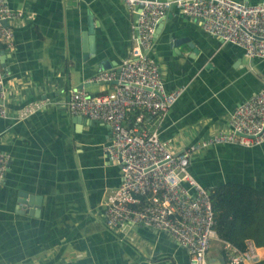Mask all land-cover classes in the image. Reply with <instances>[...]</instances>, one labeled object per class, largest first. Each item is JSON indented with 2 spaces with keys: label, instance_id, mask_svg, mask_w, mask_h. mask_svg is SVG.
<instances>
[{
  "label": "crops",
  "instance_id": "obj_1",
  "mask_svg": "<svg viewBox=\"0 0 264 264\" xmlns=\"http://www.w3.org/2000/svg\"><path fill=\"white\" fill-rule=\"evenodd\" d=\"M6 2L21 13L9 21L12 46L0 45L2 101L8 116L31 101L41 106L0 117V150L9 154L0 184V264H188L186 249L165 231L136 224L122 233L105 224V196L120 182L118 162L104 150L109 126L66 107L78 84L90 95L111 91V82L88 78L100 62L116 69L127 56L135 13L122 0ZM161 19L148 54L166 90L181 92L163 115L143 121L178 151L228 129L234 106L264 86V59L245 56L174 7ZM188 170L204 188L239 181L264 189V140L214 143L191 154ZM19 193L37 197L36 214L17 201ZM246 242L263 260L264 249ZM223 252V242L211 239L208 263H220Z\"/></svg>",
  "mask_w": 264,
  "mask_h": 264
},
{
  "label": "built area",
  "instance_id": "obj_2",
  "mask_svg": "<svg viewBox=\"0 0 264 264\" xmlns=\"http://www.w3.org/2000/svg\"><path fill=\"white\" fill-rule=\"evenodd\" d=\"M135 13L131 45L116 69L98 68L88 81L111 82L110 92L88 94L83 87L69 91L66 107L71 115H84L109 126L104 150L119 165L120 182L104 200L105 224L126 233L133 225L162 230L186 249L188 264H209L212 209L206 189L188 170L191 154L214 143L258 144L264 140V86L239 101L228 118V129L196 139L180 150H171L156 129H148L144 115L158 118L179 96L181 87L166 90L157 62L148 54L154 27L174 7L185 17L197 20L201 29L224 42L240 46L247 57L264 59V0H122ZM6 0H0V45L12 46V21L20 15ZM0 65V117L20 118L38 109L31 101L8 116L2 99L5 93ZM138 109L130 124L128 111ZM9 154L0 150V184ZM221 264H258L252 245L241 252L223 242ZM151 264V263H148Z\"/></svg>",
  "mask_w": 264,
  "mask_h": 264
},
{
  "label": "trees",
  "instance_id": "obj_3",
  "mask_svg": "<svg viewBox=\"0 0 264 264\" xmlns=\"http://www.w3.org/2000/svg\"><path fill=\"white\" fill-rule=\"evenodd\" d=\"M205 189L216 237L241 252L248 240L264 249V189L239 181H225ZM257 263L264 264V259Z\"/></svg>",
  "mask_w": 264,
  "mask_h": 264
},
{
  "label": "water",
  "instance_id": "obj_4",
  "mask_svg": "<svg viewBox=\"0 0 264 264\" xmlns=\"http://www.w3.org/2000/svg\"><path fill=\"white\" fill-rule=\"evenodd\" d=\"M162 19L160 18V19H158L157 20V22H156V24H155V26H158L159 24H160V21H161ZM155 30H156V28H155ZM89 32H91V25H90V23L88 22V28H87V30H86V32H85V34H86V36H87V34L89 33ZM88 39H89V37H88ZM86 49V51L89 49V48H85ZM90 51V50H89ZM107 64H108V62H106V61H104V62H100V68H106V66H107ZM84 86V84H78L77 85V87H81V86ZM17 201L19 202V203H27L28 205H31L29 208H28V212L29 213H33V214H36L37 213V204H38V199H37V197H32V196H27L26 194H24V193H22V194H20L19 193V195H18V198H17ZM36 207V208H35ZM219 261H220V263H218V264H221V262L223 261V256H220L219 258Z\"/></svg>",
  "mask_w": 264,
  "mask_h": 264
}]
</instances>
